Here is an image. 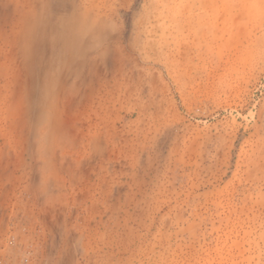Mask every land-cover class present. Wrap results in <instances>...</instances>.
<instances>
[{
  "label": "rangeland",
  "instance_id": "obj_1",
  "mask_svg": "<svg viewBox=\"0 0 264 264\" xmlns=\"http://www.w3.org/2000/svg\"><path fill=\"white\" fill-rule=\"evenodd\" d=\"M0 264H264V0H0Z\"/></svg>",
  "mask_w": 264,
  "mask_h": 264
}]
</instances>
